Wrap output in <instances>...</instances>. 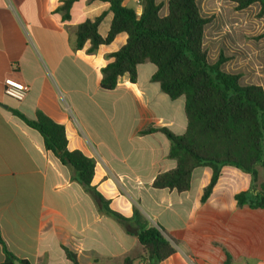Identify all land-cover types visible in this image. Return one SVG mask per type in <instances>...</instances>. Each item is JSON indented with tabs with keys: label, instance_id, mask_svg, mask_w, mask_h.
<instances>
[{
	"label": "crops",
	"instance_id": "1",
	"mask_svg": "<svg viewBox=\"0 0 264 264\" xmlns=\"http://www.w3.org/2000/svg\"><path fill=\"white\" fill-rule=\"evenodd\" d=\"M64 1L0 0V264L5 249L30 264H73L65 248L79 264H125L127 258L146 264L138 238L100 211L72 179V168L47 151L42 136L11 109L29 118L41 111L64 125L68 149L95 159L92 185L111 201L110 208L130 218L136 205L152 225L166 230L176 253L161 264H226L228 255L231 264H264V209L238 207L235 199L251 188V175L223 167L205 203L202 196L213 173L209 167L194 170L189 191L154 189L156 176L174 169L176 161L169 158L164 134L140 133L165 127L183 135L185 97L172 100L163 93L152 81L157 68L149 62L138 67L136 82L124 75L113 91L103 90L101 70L113 61L111 54L126 43L127 34H118L94 54L88 53L90 42L78 50L79 24L106 13L99 26L106 37L114 15L108 3L78 0L65 20L59 10ZM140 1L124 4L140 15ZM240 47L223 70L241 74L243 86L264 88V40ZM6 79L29 85L28 96L20 102L5 96ZM127 108L138 123L135 142L129 138L124 144L119 138L122 117L110 118L108 131L92 123L94 113L122 114ZM258 179L264 184V168Z\"/></svg>",
	"mask_w": 264,
	"mask_h": 264
},
{
	"label": "trees",
	"instance_id": "2",
	"mask_svg": "<svg viewBox=\"0 0 264 264\" xmlns=\"http://www.w3.org/2000/svg\"><path fill=\"white\" fill-rule=\"evenodd\" d=\"M78 0H66L60 7L65 20L70 19V9ZM95 1V0H92ZM108 3L113 13L111 28L106 37L99 33V26L106 13L94 20L79 24L76 48L83 49L87 42L89 54L100 46L110 45L118 34L126 33V43L111 54L113 61L102 68L101 88L113 91L120 77L128 75L136 82L138 67L152 63L157 70L152 81L160 84L163 93L172 100L185 97L187 129L176 135L168 128L149 127L141 135L162 133L170 141L169 158L176 161L172 170L156 176L154 189L189 191L193 172L209 167L212 178L205 188V203L216 186L221 170L233 166L252 177L248 191L235 196L237 206L264 209V184L259 183L258 170L264 168V88L259 85L243 86L241 74L228 73L223 65L229 61L223 52L215 62H210L205 48V30L212 18L201 13L198 0H168V11L161 15L164 3L141 0L142 12L124 4L125 0H98ZM236 11L260 5L259 16L264 17V0H229ZM11 112L43 138L47 151L52 152L62 164L73 168L72 179L94 199L100 211L116 219L126 232L136 236L146 264H161L176 253L173 239L159 224L152 225L145 214L133 206V215L126 218L110 208L106 199L92 185L96 161L79 150L70 151L65 126L53 121L41 111L34 118L18 110ZM1 240V238H0ZM69 260L79 264L77 255L65 248ZM17 258L5 249L2 264H15ZM127 258L125 264H133ZM228 255L226 264H231ZM21 264H30L20 261Z\"/></svg>",
	"mask_w": 264,
	"mask_h": 264
},
{
	"label": "rangeland",
	"instance_id": "3",
	"mask_svg": "<svg viewBox=\"0 0 264 264\" xmlns=\"http://www.w3.org/2000/svg\"><path fill=\"white\" fill-rule=\"evenodd\" d=\"M164 3L161 14L166 12L168 0H158ZM201 13L212 21L207 25L205 30V48L208 51L210 62H215L220 53L225 56L233 57L234 54L241 49L244 44H258L260 40H264V17L259 16L260 5L255 4L243 11H236L235 6L229 0H198ZM116 46H118L123 38H119ZM229 58V57H228ZM230 59V58H229ZM109 110L111 106H107ZM92 119L100 123L101 127L107 130L110 118L122 117V126L118 131L119 138L127 143L129 138L135 142L137 122L134 121V113L132 108H127L122 114H116L108 111L106 114H92ZM113 136L110 130L109 138ZM108 139V138H107Z\"/></svg>",
	"mask_w": 264,
	"mask_h": 264
},
{
	"label": "built area",
	"instance_id": "4",
	"mask_svg": "<svg viewBox=\"0 0 264 264\" xmlns=\"http://www.w3.org/2000/svg\"><path fill=\"white\" fill-rule=\"evenodd\" d=\"M29 92V85L14 81L12 79H6L4 81V94L11 99L19 102L23 101L28 96Z\"/></svg>",
	"mask_w": 264,
	"mask_h": 264
},
{
	"label": "water",
	"instance_id": "5",
	"mask_svg": "<svg viewBox=\"0 0 264 264\" xmlns=\"http://www.w3.org/2000/svg\"><path fill=\"white\" fill-rule=\"evenodd\" d=\"M71 168H72V167H71ZM72 170H73V168H72ZM15 264H21V263H20L19 260H16V261H15Z\"/></svg>",
	"mask_w": 264,
	"mask_h": 264
}]
</instances>
